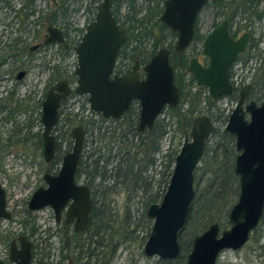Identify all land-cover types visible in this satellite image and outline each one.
<instances>
[{
    "label": "water",
    "instance_id": "95a60500",
    "mask_svg": "<svg viewBox=\"0 0 264 264\" xmlns=\"http://www.w3.org/2000/svg\"><path fill=\"white\" fill-rule=\"evenodd\" d=\"M125 0H103L95 20L87 28L75 51L78 56L75 75L78 78L74 93L87 96L91 111L106 119L119 120L129 110L133 101H139L141 115L138 131L151 130L167 108H176L180 103L175 84L174 69L170 65V51L162 48L144 68L146 78L140 81L137 75L139 62L130 76L114 74L116 60L129 36L125 28L117 24L113 7ZM219 0H212L218 2ZM210 0H165L161 22L178 34L175 44L177 53H184L192 45L196 34L197 20ZM248 33L234 39L224 20L205 39L202 55L209 59L205 67L197 57L190 60L188 72L198 87H205L214 101L234 95L235 89L229 78L231 67L243 55L248 46ZM62 30L49 26L44 46L62 44ZM23 73L18 76L21 79ZM252 85L242 88L239 101L229 117L225 132L236 140L237 157L235 174L239 178L238 202L229 213L227 230L218 223L212 224L193 240V246L185 264H218L224 250L239 251L248 243L251 234L264 217V98L260 105L252 101L246 104ZM73 89L64 80L54 85L43 103L42 123L45 128L44 161L54 160L57 141L52 131L59 120V109ZM249 117V118H248ZM214 124L202 115L195 118L189 136L186 137L176 157L173 174L167 191L158 204L148 207L147 217L153 221L149 239L144 248L146 257H159L174 262L181 255L180 235L186 228L191 207L196 196L195 172L204 156ZM84 126L72 129L73 148L62 159L57 175L46 173V187L32 195L28 203L30 212L50 207L59 223L66 211L67 224H73L74 232L82 234L90 222L93 208L91 192L87 185H78L76 176L80 165L85 132ZM1 152V135H0ZM7 211L6 192L0 183V219L10 220ZM21 249L13 241L10 261L15 264H31L32 243L24 236L18 239ZM0 264H4L0 260ZM69 264H78L74 260Z\"/></svg>",
    "mask_w": 264,
    "mask_h": 264
},
{
    "label": "rangeland",
    "instance_id": "374dc122",
    "mask_svg": "<svg viewBox=\"0 0 264 264\" xmlns=\"http://www.w3.org/2000/svg\"><path fill=\"white\" fill-rule=\"evenodd\" d=\"M6 1L8 4L0 3V59H6V62L0 67V109L4 108L3 111L0 110V183L6 192L7 211L12 217L10 220L0 219V260L7 259L12 242L18 241L20 237L24 236L35 245L36 264H69V260H75L74 257L77 254L73 252L72 247L64 246V243L67 237L73 235V227L57 223L50 207L37 212H30L28 208V203L35 191L46 187L43 177L48 173L52 164L45 163L41 146L36 138V134L42 133L43 128L37 123L27 126L28 118L25 112H15L11 119H8V115L11 112L10 109L17 107L20 109L26 106V103L30 101L29 98L33 97V101L28 105L33 108L32 116L35 119L40 118L42 110L38 101L43 99L49 77V72H47L49 67H58L63 80L72 81L73 89H76L78 78L75 71L78 56L75 49L85 34L87 26L95 20L94 16L96 17L98 12L96 7H99L103 0H70L67 16L65 18L59 16L55 23L52 22L51 17L56 12L60 0H35L32 7L35 14L28 19H26L23 10L21 13L19 12L23 9L25 0ZM128 2L129 0L122 4L121 21L127 14ZM147 2V0H136L138 15H145ZM263 9L264 7L261 6L260 11ZM218 11L224 15L217 16ZM232 12L233 7L231 6L225 9H218L212 5L206 7L199 16L200 33L207 37L224 20H227ZM255 17V15L249 17L240 13L233 22V30L242 27L243 30L237 37L249 33L246 30L252 31L253 41L259 42L263 49L264 17L262 20ZM246 25L249 26L245 30ZM49 26L68 33L71 50L66 57L62 56L63 49L60 51L55 47L51 51L42 50L39 53L32 51L35 46L42 43L43 39L41 38L47 34ZM81 29H85L84 34L81 33ZM171 42L172 37L169 36L163 44V48H167ZM176 42L177 39H175ZM152 44V40L145 42V52H151ZM203 44L199 43L194 50L190 47L188 52L196 51L197 57L203 58ZM29 54H32L33 58L28 56ZM253 62L254 60L250 61L248 66L254 65ZM126 64L129 62L127 61ZM235 69L239 73L238 78L242 84L248 81L251 83L256 74L247 66L244 68L241 63H238ZM24 70L28 71L27 78L22 82H17L16 75ZM197 91L198 89L194 87L192 93ZM200 92L202 107H205L207 106V97L210 96L209 90ZM86 99V96L75 94L68 102L66 111L79 114V118L93 117L95 120H99L98 117L91 114ZM262 101L263 99L257 103L260 104ZM237 102V100H230L229 97L217 101L216 108L221 109L224 117L214 124L215 129L225 130L228 124L225 122V118L231 115ZM160 118H165V115L162 114ZM174 131L175 129L171 128L169 134L162 141V153L159 155L158 167L154 170L150 169L146 175L150 182L153 176L160 180L164 170V166L160 164L163 161V155L169 150L176 149L179 144L183 145L185 141ZM63 132V130L57 132L56 135H59L58 144L60 147L66 149L67 142L64 140ZM214 142V138H210L209 146L212 147ZM204 159L207 160L206 157ZM204 159L200 163L201 167H203ZM60 167L61 162L51 170L60 169ZM207 172L208 169L203 167L196 174L201 178L199 191L205 185L208 177ZM80 180L84 181V177H81ZM112 184L110 182V185ZM194 187L197 191L196 181ZM161 189L158 183L154 185L155 192ZM237 202L236 198L235 204ZM106 203L105 223L109 221L110 228L108 230L104 228L101 236L96 239L101 246L96 252L98 258L95 257L91 263L100 264L103 259L108 260L113 256L111 264H166L167 261L159 257L149 258L144 254L153 221L147 217L148 208L146 209L142 200L129 201L127 191L118 188L116 193L108 197ZM32 229H35L33 235L31 234ZM181 238L185 239L186 236ZM95 247L97 244L93 245V248ZM113 249L115 254H112ZM86 261L83 259L79 264ZM218 264H264V219L243 249L239 251L224 250L220 254Z\"/></svg>",
    "mask_w": 264,
    "mask_h": 264
},
{
    "label": "trees",
    "instance_id": "16d2710c",
    "mask_svg": "<svg viewBox=\"0 0 264 264\" xmlns=\"http://www.w3.org/2000/svg\"><path fill=\"white\" fill-rule=\"evenodd\" d=\"M34 1H24L22 10L26 19L35 14V10L32 9ZM69 1L60 0L56 12L51 17L53 23L57 21L59 16L63 18L67 16ZM147 1L145 15H138L136 0H129L127 14L124 16L123 21H121V7L124 2L117 3L113 7V15L117 24L125 28L129 36L118 58L121 56V63L128 61L132 64L137 59H140L142 63H148L163 48L167 38L171 36L172 42L168 44L167 49L171 54L169 62L174 69L175 84L179 90L180 103L176 108L165 109L163 112L165 118H159L153 128L146 130L144 133L138 131L139 108L137 107H133L119 120L106 119L91 110V114L98 117L99 120H95L93 117L79 118V114L66 111L68 110L66 109L67 103L60 109L59 121L55 131H64L63 135L67 147L63 149L57 144L53 166L59 165L64 155L71 152L73 148V141L70 136L71 129L76 127L77 124L84 125L86 129L77 178L84 176L86 183L92 189L93 209L86 232L83 234L74 232L72 236L66 238L64 243V246L72 247L73 252L77 254L74 258L78 263L86 259L87 261L83 264H92V260L95 257L98 258L96 252L101 244L96 239L101 236L104 228L105 230L110 228L109 221L105 223L106 202L109 196L117 192L118 188L127 191L129 201L142 200L146 209L150 205L162 201L172 177L176 157L180 152L182 143L176 149L169 150L163 155V161L160 164L164 166V170L160 180L153 176L150 182L149 177L146 175L150 169L154 170L158 167L159 155L162 153V141L169 134L170 129L174 128V133L179 134L185 140L190 134L191 125L195 118L206 115L213 124H217L224 117L221 109L216 108L217 101L211 99L210 96L207 97V106L202 107L203 102L200 91L207 88L199 87L196 93H192L196 81L188 73V65L191 58L198 56V53L196 51L189 53L188 50L184 53L175 51V39H178V34L173 33L160 20L165 8V0ZM0 3L8 4L6 0H0ZM210 5L218 9H225L228 6L233 7V12L227 17L233 38H237V35L243 30L242 27L233 30V22L240 13L249 17L255 15L258 20H262L264 17V9L260 11V7H264V0H219L216 3L210 1L208 6ZM98 8L97 6L96 10ZM220 15L224 14L218 11L217 16ZM248 26H245V30ZM80 31L84 34L85 29ZM246 31L252 34V31ZM66 34L68 35L67 32ZM205 39L206 36L200 33L198 17L196 34L190 46L192 50L199 43H204ZM151 40L153 42L151 52H145L144 44ZM190 47L189 49H191ZM68 52L69 50L63 49L62 56L66 57ZM250 60H256L257 63L250 99L258 102L264 97V48L260 47L259 42H251L248 51L239 57L238 62H241L242 66L246 68ZM3 62L0 61V65ZM59 77V79L63 78L60 71ZM238 92L239 89L235 88L234 95L229 99L238 101ZM1 111L3 110L1 109ZM229 117L225 118L226 123L229 121ZM210 138H214L215 142L212 147L209 146V141L207 142L202 158V160L204 157L207 158L203 161V167L208 169V177L202 190L199 191L201 178L196 174L203 169L199 165L195 172L196 196L186 228L180 235L181 255L178 260L174 261L175 263L167 261L166 264H185L192 250L194 238L204 233L212 224L218 223L221 230L229 228V213L235 205L236 198L238 199L240 195L239 178L235 174V161L238 155L236 140L225 130H217L215 127ZM110 182L113 184L110 185ZM156 183H158L160 189L163 188L155 192L153 188ZM31 234H35V229H32ZM184 236H186L185 239L181 238ZM95 244H97V247L93 248ZM112 254H115L114 249ZM112 258L113 256L109 257L108 260L103 259L100 264H111Z\"/></svg>",
    "mask_w": 264,
    "mask_h": 264
},
{
    "label": "flooded vegetation",
    "instance_id": "af4514ba",
    "mask_svg": "<svg viewBox=\"0 0 264 264\" xmlns=\"http://www.w3.org/2000/svg\"><path fill=\"white\" fill-rule=\"evenodd\" d=\"M210 1H212V0H210ZM23 8V7H22ZM20 11H22V9L21 10H19V12ZM21 13V12H20ZM229 24V23H228ZM49 28V27H48ZM48 28H47V34L46 35H44V37L43 38H41V39H43L42 40V43L41 44H38L37 46H35L33 49H32V51H35V53H39L40 51H51V49H53L54 47L55 48H57V49H60V51L62 50V49H65V50H71V44L68 42L69 41V37H68V35L66 34V31H62L63 32V36H64V42L62 43V44H53V45H50V46H44V41H45V39L47 38V36H48ZM230 30V29H229ZM231 34V33H230ZM245 34V33H244ZM249 34V36H248V46H247V50H246V52L248 51V48H249V45H250V43L251 42H253V39H252V37H251V34L250 33H248ZM232 36V35H231ZM242 37V36H241ZM240 37H237V38H234V39H239ZM187 51V50H186ZM245 52V53H246ZM244 53V54H245ZM28 56H30L31 58H33V55L31 54H29ZM118 56H119V54H118ZM170 56H171V54H170ZM195 57H197V56H195ZM192 58H194V57H192ZM191 58V59H192ZM198 58V57H197ZM4 59V60H3ZM152 59V58H151ZM150 59V60H151ZM199 59V61L205 66V67H208L209 66V59L208 58H206V57H204L203 56V58H201V57H199L198 58ZM239 59V58H238ZM150 60L148 61V63L150 62ZM169 60H170V58H169ZM0 61H4L3 63H1V65H0V67L6 62V59L5 58H1L0 59ZM15 61H17V60H15ZM250 61H253V60H250ZM249 61V62H250ZM136 62H139V65H138V69H137V75H138V78H139V80L140 81H143V80H145V78H146V73H145V70H144V68L146 67V65L148 64V63H142L141 62V60L140 59H137L136 60ZM136 62L135 63H132V64H126V62H123V63H121V56L118 58L117 57V60H116V66H115V70H114V74L115 75H119L120 77H123V76H130V75H132V73H133V69H134V67L136 66ZM249 62H248V64H249ZM238 63H241V62H238V60H237V62L231 67V69H230V71H229V78H230V81H231V84L233 85V87H234V89L235 88H237V89H239V92H240V90L242 89V88H244V87H246V86H248V85H252V82H253V80H252V82L250 83V82H248L247 84L248 85H242L241 87H237L236 86V84L239 82V73H238V71L235 69V66L238 64ZM254 65H252V66H248V64H247V68L248 69H250V70H254L255 71V67H256V65H257V63H256V60H254ZM47 72H49V77H48V79H47V83H46V86H45V89H44V94H43V99H41V100H39L38 102H39V106L41 107V113H40V118L39 119H35L33 116H32V110H33V108L32 107H30L28 104H30V102L31 101H33V97L32 98H29L30 99V101L28 102V103H26V106H23L22 108H14V109H10V113H9V117H10V119H11V116L15 113V112H19V111H22L23 113L25 112L26 114H27V118H28V121H27V126H33V125H35V123H37V124H40L41 125V127L43 128V132L42 133H37L36 134V138H37V140H38V144L41 146V150H42V152H43V158H44V139H43V134H44V131H45V128H44V126H43V123H42V114H43V103H44V101L46 100V97H47V94H48V92L51 90V88L54 86V85H56L58 82H60V81H64V80H66V81H68V82H70V84H71V86H72V89H73V83H72V81H70V80H68V79H64L63 80V78L62 79H59L60 77H59V69H58V67H56V68H54V67H49L48 69H47ZM23 73V76H22V78L21 79H19L18 78V76L20 75V74H22ZM27 76H28V71H26V70H24V71H20L17 75H16V79H17V82H22V81H24L26 78H27ZM240 85H241V83H240ZM196 87V86H195ZM197 88V87H196ZM252 88H253V86H252ZM198 89V88H197ZM239 92H238V98H239ZM251 92H252V89H251ZM251 92H250V95H249V97H248V99H247V101H246V104H248L249 102H252L253 100H251L250 99V96H251ZM11 95L13 96V92L11 93ZM74 95H75V93H74V89H73V91H72V93H71V95L66 99V100H64V101H62V104H61V107H60V109L67 103L68 104V102L72 99V97H74ZM87 97V96H86ZM264 98V97H263ZM239 101V100H238ZM255 102V101H254ZM238 103V102H237ZM257 103V102H256ZM66 104V105H67ZM258 104V103H257ZM261 104V103H260ZM260 104H258V105H260ZM133 107H137V108H139V121H140V115H141V106H140V102L139 101H133L132 103H131V105H130V107H129V110L127 111V112H129ZM6 109V108H5ZM23 109V110H22ZM60 109H59V111H60ZM1 110V109H0ZM2 110H4V108L2 107ZM165 111V110H164ZM163 111V112H164ZM126 112V113H127ZM125 113V114H126ZM124 114V115H125ZM163 114V113H162ZM8 117V118H9ZM249 118V117H248ZM59 121V120H58ZM58 124V123H57ZM139 124V123H138ZM57 126V125H56ZM84 126V125H83ZM139 126V125H138ZM55 129H56V127L53 129V131H52V136H54L55 138H56V141H57V144H58V139H57V137H58V135H56V131H55ZM84 132H85V137H86V129H85V127H84ZM85 141V140H84ZM65 156V155H64ZM46 163V162H45ZM52 164H51V167H50V169H52V168H54V166H53V163H54V160L51 162ZM47 164V163H46ZM50 164V163H49ZM61 164H62V162H61ZM79 168H80V165H79ZM79 168H78V171H79ZM49 169V170H50ZM49 170H48V173L49 174H51V175H57L58 173H59V171H60V169H53V170H51L50 172H49ZM84 177V176H83ZM81 178H77V176H76V182H77V184L78 185H87L88 186V184L86 183V181H85V177H84V181H82L81 182V180H80ZM45 183V182H44ZM46 185V184H45ZM89 187V186H88ZM89 189H90V187H89ZM90 192H91V198H92V189H90ZM93 201V200H92ZM93 209V208H92ZM263 219H264V217H263ZM263 219H262V221H263ZM261 221V222H262ZM60 223H63V224H65V226H71V227H73V224H67V222H66V211H63V213H62V219H61V221L59 222V224ZM90 223V222H89ZM259 227V226H258ZM88 228V227H87ZM73 230H74V227H73ZM87 230V229H86ZM86 232V231H85ZM84 232V233H85ZM83 234V233H82ZM253 234V233H252ZM251 234V235H252ZM251 237V236H250ZM32 243V242H31ZM16 248L18 249V250H20L21 249V244L17 241V243H16ZM10 250H11V247H10ZM2 261V260H1ZM69 261H71V260H69ZM76 263H78L76 260H74ZM4 264H15V263H12L11 261H10V252H9V257L7 258V259H5V260H3L2 261ZM31 264H36V248H35V245L32 243V249H31ZM79 264V263H78Z\"/></svg>",
    "mask_w": 264,
    "mask_h": 264
},
{
    "label": "built area",
    "instance_id": "2783aa9c",
    "mask_svg": "<svg viewBox=\"0 0 264 264\" xmlns=\"http://www.w3.org/2000/svg\"><path fill=\"white\" fill-rule=\"evenodd\" d=\"M248 82H249V81H248ZM248 82H247V83H248ZM240 83H241V81H239V82L236 84V86H237V87H241L242 85H246V84H247V83H243V84L241 83V85H240Z\"/></svg>",
    "mask_w": 264,
    "mask_h": 264
}]
</instances>
